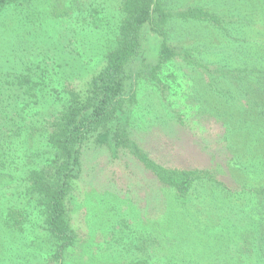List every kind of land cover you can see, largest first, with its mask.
Returning a JSON list of instances; mask_svg holds the SVG:
<instances>
[{"label":"rangeland","instance_id":"374dc122","mask_svg":"<svg viewBox=\"0 0 264 264\" xmlns=\"http://www.w3.org/2000/svg\"><path fill=\"white\" fill-rule=\"evenodd\" d=\"M184 1L223 19L241 15L240 23L227 25L229 33L242 30L241 56L250 53L264 61V48L251 47H264V0ZM119 3L24 0L9 6L0 14V69L33 74L42 84L40 108L54 112L61 102L44 109V92L59 94L62 86L84 89L113 36ZM174 25L175 45L205 55L211 51L221 59L233 48L206 26ZM210 58L208 68L175 60L165 64L156 79L141 76L136 101L126 107L127 125L157 162L211 169L231 192L199 181L178 197L131 154L111 151L91 136L82 149L81 175L67 198L77 235L67 251V264H264V196L249 191L264 186V176L242 169L253 159L242 144L260 135L238 132L227 139L231 121L226 103L217 98L223 84L214 81L222 62ZM39 264L52 262L42 256Z\"/></svg>","mask_w":264,"mask_h":264},{"label":"trees","instance_id":"16d2710c","mask_svg":"<svg viewBox=\"0 0 264 264\" xmlns=\"http://www.w3.org/2000/svg\"><path fill=\"white\" fill-rule=\"evenodd\" d=\"M22 1L0 0V14ZM184 2L120 0L113 36L84 89L62 86L60 95L44 92V109L61 102L52 113L40 108L39 79L27 70L0 69V264H39L42 256L52 264H67V251L77 239L67 214V198L81 175L82 149L91 136L111 151L131 154L178 197L199 181L231 192L211 169L157 162L130 133L126 111L136 101L138 79H156L171 61L208 68L214 55V60L222 62L214 81L223 84L217 98L226 103L231 121H227V139L238 132L258 133L259 137L242 144L253 157L242 169L257 178L264 176V61L250 53L241 56L243 31L229 33L227 25L240 23L241 15L223 19L209 8ZM176 22L216 30L233 48L221 59L211 51L205 55L199 49L175 45L171 37ZM236 45L240 48L234 49ZM249 191L264 196V186Z\"/></svg>","mask_w":264,"mask_h":264}]
</instances>
